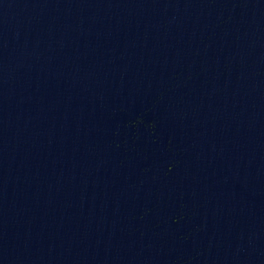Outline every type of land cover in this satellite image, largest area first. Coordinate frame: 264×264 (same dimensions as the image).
<instances>
[{"label":"water","instance_id":"obj_1","mask_svg":"<svg viewBox=\"0 0 264 264\" xmlns=\"http://www.w3.org/2000/svg\"><path fill=\"white\" fill-rule=\"evenodd\" d=\"M0 264H264V0H0Z\"/></svg>","mask_w":264,"mask_h":264}]
</instances>
